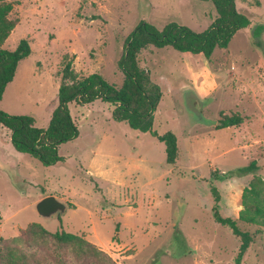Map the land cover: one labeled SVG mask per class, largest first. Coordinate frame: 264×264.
<instances>
[{"label":"rangeland","instance_id":"rangeland-1","mask_svg":"<svg viewBox=\"0 0 264 264\" xmlns=\"http://www.w3.org/2000/svg\"><path fill=\"white\" fill-rule=\"evenodd\" d=\"M6 3L15 24L2 48L26 40L30 54L5 86L0 111L29 116L39 129L56 105L65 62L78 77L95 73L119 87L116 62L139 21L200 33L215 18L209 0ZM234 5L249 25L209 59L152 47L138 56L160 89L152 130L174 135V164L164 163L162 143L113 121L112 106L100 100L68 105L77 136L57 147L60 161L48 166L16 152L9 131L0 128V238H17L35 223L82 237L113 264H233L239 240L213 221L212 208L236 219L242 190L254 178L264 181V0ZM221 116H236L240 124L218 129ZM250 161L255 170L238 174ZM46 196L63 204V212L40 217L34 206ZM237 226L251 236L239 264H264V227ZM17 245L53 262L41 243Z\"/></svg>","mask_w":264,"mask_h":264},{"label":"trees","instance_id":"trees-1","mask_svg":"<svg viewBox=\"0 0 264 264\" xmlns=\"http://www.w3.org/2000/svg\"><path fill=\"white\" fill-rule=\"evenodd\" d=\"M9 0H0V98L5 86L12 81L18 63L30 54L26 40H20L14 50H4L3 41L14 27L7 19L10 10ZM215 11V18L202 32L195 33L175 23L165 24L160 30L153 25L139 21L124 39L116 67L122 74L119 87H114L95 73L78 77L69 62L60 70V81L56 92V105L51 110L44 129L34 126L29 116H9L0 111V128L9 131L12 148L22 154L35 158L44 166L60 161L57 147L77 136V130L69 114L68 105L89 104L95 100L112 106L110 116L113 121L125 124L131 130L148 133L164 147V163L174 164L177 156L174 135L167 131L158 135L152 130L153 113L161 98L159 87L150 80L147 69L140 67L138 56L141 51L170 48L179 53L200 54L209 59L214 49H225L237 30L249 25V20L238 12L234 0H209ZM240 124L236 116H221L217 128H227ZM255 170V162L238 168V174ZM213 201L218 195L211 189ZM242 209L236 219L221 217L212 208L213 221L227 227L238 238L239 245L233 264L240 260L251 242V236L239 230L237 224L264 227V181L252 179L242 190ZM41 243L53 258L36 250L26 252L19 245ZM96 264H113L102 251L76 234L48 232L35 223L29 224L19 237L11 240L0 238V264H82L85 261Z\"/></svg>","mask_w":264,"mask_h":264},{"label":"water","instance_id":"water-1","mask_svg":"<svg viewBox=\"0 0 264 264\" xmlns=\"http://www.w3.org/2000/svg\"><path fill=\"white\" fill-rule=\"evenodd\" d=\"M35 212L43 218H47L56 212H63L64 205L52 196H46L35 203Z\"/></svg>","mask_w":264,"mask_h":264},{"label":"crops","instance_id":"crops-1","mask_svg":"<svg viewBox=\"0 0 264 264\" xmlns=\"http://www.w3.org/2000/svg\"><path fill=\"white\" fill-rule=\"evenodd\" d=\"M157 109V108H156ZM156 113V110H155V112H154V114Z\"/></svg>","mask_w":264,"mask_h":264}]
</instances>
